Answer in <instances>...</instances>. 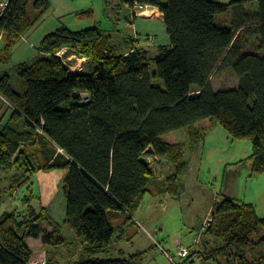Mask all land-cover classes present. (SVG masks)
Listing matches in <instances>:
<instances>
[{
	"label": "trees",
	"instance_id": "obj_1",
	"mask_svg": "<svg viewBox=\"0 0 264 264\" xmlns=\"http://www.w3.org/2000/svg\"><path fill=\"white\" fill-rule=\"evenodd\" d=\"M255 3L256 10L248 8ZM127 5L129 23L136 7H157L170 44L158 46L152 56L130 37L131 50L125 52L100 27L63 26L42 39L35 62L17 66L22 92L13 89L8 74L0 77V96L13 111L0 125V205L5 192L25 186L38 172L66 170L64 222L84 242L70 264H145L148 249L101 255L111 253L136 225L134 213L145 195H180L188 159L184 146L164 141L165 134L186 129L193 152L203 137L196 123L209 119L233 139L249 140L252 175L264 173V0H127ZM31 6L42 14L50 0H9L0 11V63H9L13 48L36 23L28 14ZM250 47L254 51H245ZM64 48L86 58L81 71L71 72L56 54ZM225 71L238 85L215 91L211 77ZM69 99L70 108L58 107ZM150 156L168 157L172 173L153 181L152 167L142 161ZM24 199L27 209L0 215V264H31L28 238L46 246L66 243L47 206L36 209L31 195ZM195 255L206 264H264V217L256 205L220 198L203 248L188 259Z\"/></svg>",
	"mask_w": 264,
	"mask_h": 264
},
{
	"label": "rangeland",
	"instance_id": "obj_2",
	"mask_svg": "<svg viewBox=\"0 0 264 264\" xmlns=\"http://www.w3.org/2000/svg\"><path fill=\"white\" fill-rule=\"evenodd\" d=\"M218 1L228 4L231 0ZM248 8L256 10V3ZM28 14L37 19L36 23L13 48L9 63H0V77L8 74L13 89L18 92H22V79L16 72L17 66L21 63L31 64L38 59L39 45L48 33L63 26L74 31L101 27L114 35L113 41L116 38L118 45H122L119 40L127 32L126 24H129L127 19L130 10L127 0H50L49 8L42 14L32 6L28 9ZM144 14L151 16L152 11ZM64 49V54H67L68 48ZM245 51H254V48H246ZM69 55L74 54L63 55L65 63L69 65L71 72L79 71L82 66L79 65L82 61L78 60L80 56L75 54L74 57H68ZM150 70L153 74L156 67L151 66ZM152 81L161 87L164 86L158 77H153ZM210 83L213 89L218 91L236 87L238 79L232 72L225 71L214 74ZM72 103V99L65 100L58 107L70 108ZM12 113L8 102L0 96V123H7ZM200 126L203 128V137L193 152L187 151L188 165L180 180V195L177 198L168 195H145L141 206L134 213V220L137 222L131 226V230L135 232L134 240L122 243L128 254L148 249L145 264H172L164 250L175 256L183 246L189 247L191 252L198 250V247L202 248L204 228L209 223L208 219L212 218L216 202L225 195L255 204L259 216L264 217V173L252 175V160L248 159L252 154L251 142L247 139H233L222 125L209 119L202 120ZM164 138L170 142H186L187 132L186 129H178L164 135ZM147 158L149 166L153 169V181L163 180L170 175L172 165L168 157ZM65 176L66 170L63 169L40 171L25 186L5 192L4 202L0 205V215L5 211L27 209L24 198L25 195H31V204L36 209L41 205L47 206L49 215L63 227L66 238L63 245L46 246L41 239H27V244L34 254L31 264H48L49 256L51 264H70L79 258L84 242L76 239L71 228L64 222ZM3 186L9 187L10 182H4ZM41 226L52 230L46 222H42ZM197 238L199 242L195 244ZM101 256L116 258L123 255L117 251ZM175 259L181 264H206L198 255L191 260L177 257ZM207 262L215 264L212 261Z\"/></svg>",
	"mask_w": 264,
	"mask_h": 264
},
{
	"label": "crops",
	"instance_id": "obj_3",
	"mask_svg": "<svg viewBox=\"0 0 264 264\" xmlns=\"http://www.w3.org/2000/svg\"><path fill=\"white\" fill-rule=\"evenodd\" d=\"M215 1H218V0H215ZM7 2H8V0L0 1V5L3 4L2 6H5L7 4ZM139 8L144 9V10L139 11L140 10ZM145 11H152L151 16L150 15L146 16L144 14ZM132 12L136 16L135 17V21H134V23H129V24L127 23L126 24L127 32L124 33L123 34L124 37L122 38V36H121L122 39L119 40L120 43H123L122 45H118V41H117L116 38H115V40L117 42L115 40L113 41V37H112V36H114L113 34L107 33L106 31H104V29H102L100 27L105 32V34H108V35L111 36V40H112L114 45H116L118 47H122V50H124L125 52H127L128 50L130 51L131 49H129L128 38L132 37L135 41L139 42V46L143 47L145 50L148 51V55L154 56L157 53V47L158 46H160V45H169L170 44V37H169V35L167 33V30H166V25H165V22H164V18L162 16L161 11L157 7H153V6L136 7L134 10H132ZM0 44H1V42H0ZM74 56L75 55H72V56L69 55L68 57H74ZM78 60L80 62L82 61L81 62L82 64L79 63V65H82L81 69H78L79 71H81L83 69L84 62L86 61V58L80 57V58H78ZM237 85H238V83H237ZM205 120H207V119H205ZM200 123H201V121L197 122L196 123V127L199 129V131L203 135V131H202L203 128L200 126ZM0 125L2 126L4 124L0 123ZM163 140L168 142V143H181L184 146L185 158L187 159V151L189 150L191 152L188 133H187L186 142H181V141H179V142H170V141H168L167 139L164 138V135H163ZM161 157H166V156H161ZM171 173H172V169H171V172L169 174H171ZM5 175L8 176L9 174L5 173ZM9 187H7V188H9ZM150 195L153 196L152 194H150ZM161 196H163V195H161ZM153 197H156V196H153ZM10 211H12V210H10ZM46 229L51 231L48 228H46ZM134 236H135V232L133 230H131V227H129L128 228V232L125 233V235L123 236V239H119L113 245V247L111 249L112 250L111 253L118 251L119 254H121L123 256L127 255L128 253L122 247V243L126 242V241L133 242ZM201 247L203 248V244L201 245ZM202 248L198 247L197 249L200 250ZM69 251H70V249H69Z\"/></svg>",
	"mask_w": 264,
	"mask_h": 264
},
{
	"label": "built area",
	"instance_id": "obj_4",
	"mask_svg": "<svg viewBox=\"0 0 264 264\" xmlns=\"http://www.w3.org/2000/svg\"><path fill=\"white\" fill-rule=\"evenodd\" d=\"M5 6H6V5H5ZM5 6H3V8L1 9V11L4 10ZM64 51H65V49H62V50H60L59 52H57L56 54L59 55V56H61V57H63V55H64ZM75 95H76V94H75ZM87 101H88V98L85 97V98L83 99V102H87ZM210 221H212V218H209V219H208V222H210ZM208 224H209V223H208ZM208 224L205 226L204 231L207 229ZM198 242H199V239H198V238L195 239L194 243L197 244ZM178 245L181 246V244H180L179 242H178ZM164 252H165L167 258L169 259V261H170L172 264H180V262H178L177 259H175V258L177 257V258H179V259H188V257H189L190 254H191V249H190L189 247H185V246H183V247H181V248L178 250L177 255H175V256H172L171 254H169V253H168L167 251H165V250H164ZM200 259L202 260V262H204L203 259H202L201 257H200Z\"/></svg>",
	"mask_w": 264,
	"mask_h": 264
},
{
	"label": "water",
	"instance_id": "obj_5",
	"mask_svg": "<svg viewBox=\"0 0 264 264\" xmlns=\"http://www.w3.org/2000/svg\"><path fill=\"white\" fill-rule=\"evenodd\" d=\"M142 161L144 164L148 165L149 164V159L147 157H143Z\"/></svg>",
	"mask_w": 264,
	"mask_h": 264
},
{
	"label": "bare ground",
	"instance_id": "obj_6",
	"mask_svg": "<svg viewBox=\"0 0 264 264\" xmlns=\"http://www.w3.org/2000/svg\"><path fill=\"white\" fill-rule=\"evenodd\" d=\"M4 11V10H3ZM148 12H150V11H145V13H148ZM150 14V13H149Z\"/></svg>",
	"mask_w": 264,
	"mask_h": 264
}]
</instances>
